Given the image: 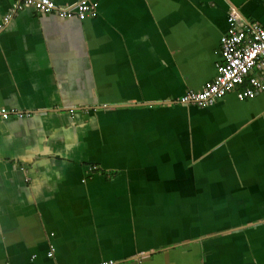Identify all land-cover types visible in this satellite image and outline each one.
Here are the masks:
<instances>
[{
	"label": "crops",
	"instance_id": "crops-1",
	"mask_svg": "<svg viewBox=\"0 0 264 264\" xmlns=\"http://www.w3.org/2000/svg\"><path fill=\"white\" fill-rule=\"evenodd\" d=\"M18 1L0 0V107L27 113L0 118V264H264V90L177 102L264 0Z\"/></svg>",
	"mask_w": 264,
	"mask_h": 264
},
{
	"label": "built area",
	"instance_id": "built-area-1",
	"mask_svg": "<svg viewBox=\"0 0 264 264\" xmlns=\"http://www.w3.org/2000/svg\"><path fill=\"white\" fill-rule=\"evenodd\" d=\"M24 7H33L42 12L56 9L52 0H19L13 9L16 12ZM97 7L96 0H80L77 7L60 10L59 15L71 16L74 11H78L83 18L87 12ZM12 17V12L0 17V29ZM229 22L228 30L220 38L222 63L218 67V74L202 90H188L177 99L178 103L205 106L233 91L240 99H245L264 90V25L254 23L242 28L235 23V17H230ZM25 116L27 113L22 111L0 107V118ZM53 252L52 248L49 254L53 255Z\"/></svg>",
	"mask_w": 264,
	"mask_h": 264
},
{
	"label": "trees",
	"instance_id": "trees-1",
	"mask_svg": "<svg viewBox=\"0 0 264 264\" xmlns=\"http://www.w3.org/2000/svg\"><path fill=\"white\" fill-rule=\"evenodd\" d=\"M4 17V16H3ZM3 17H1V18H3Z\"/></svg>",
	"mask_w": 264,
	"mask_h": 264
}]
</instances>
